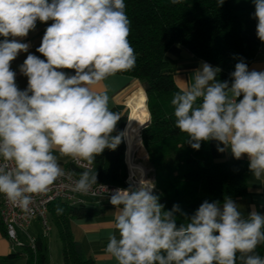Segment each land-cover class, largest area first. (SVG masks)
<instances>
[{"label": "clouds", "instance_id": "9594fccd", "mask_svg": "<svg viewBox=\"0 0 264 264\" xmlns=\"http://www.w3.org/2000/svg\"><path fill=\"white\" fill-rule=\"evenodd\" d=\"M223 3L218 0L219 7ZM253 3L256 35L264 42V0ZM37 20L54 23L36 49L46 60L28 54L20 66L28 78L22 91L10 63L29 45L7 38L26 37ZM129 24L124 0H0V36L5 37L0 42V157L5 161L0 193L12 205L27 211L33 194L48 191L65 176L54 152L86 169L72 191L97 194L92 190L97 175L90 166L106 148L115 150L123 133L112 135L121 115L109 109L107 92L93 86L135 66ZM220 71L202 62L191 86L174 95L175 127L187 134L194 150L202 141H217L218 152L230 150L237 160L247 155L250 172L260 179L264 71H249L241 60L230 74L231 84L216 79ZM153 188L141 180L135 189L118 188L110 196L119 238L110 235L105 251L118 264H237L238 259L240 264H264V257L255 254L264 243V215L253 210L244 218L227 197L222 206L206 200L187 217L175 204L164 210ZM176 213L188 222L177 226Z\"/></svg>", "mask_w": 264, "mask_h": 264}, {"label": "trees", "instance_id": "16d2710c", "mask_svg": "<svg viewBox=\"0 0 264 264\" xmlns=\"http://www.w3.org/2000/svg\"><path fill=\"white\" fill-rule=\"evenodd\" d=\"M124 3L130 21L128 41L136 61L130 70L115 74L140 81L146 94L150 122L141 130L140 139L157 189L152 193L159 197L164 210H171L175 204L187 217H191L206 200L221 204L227 197L235 199L245 195L246 161H215L208 141H202L200 149L194 150L186 142L187 134L175 127L171 100L180 89L174 82L176 67L168 62L166 52L171 45L180 44L196 58L219 67L221 71L216 79L231 84L230 74L236 63L243 60L248 66L260 48L257 20L253 17L255 5L234 6L230 0H224L220 7L218 0H180L177 4L171 0H124ZM4 39L0 36V42ZM201 102L202 99H198L197 105ZM125 110V107L112 109L121 115L113 136L123 133ZM125 151L122 135L115 150L106 148L96 156L91 171L97 175V184L127 188ZM65 169L78 178L86 170L75 164H68ZM85 199L74 204L56 200L48 207L49 222L56 228L61 242L62 264H95L94 259L85 254L82 244L74 239L71 221L101 214L110 199H104L102 207L100 203L88 204ZM58 208L63 211L58 213ZM175 215L177 226L188 222L180 213ZM22 248L26 251L27 264H48L47 245L39 235L33 249L29 245ZM263 251L264 243L257 246L255 254L262 257ZM239 255L237 253V257ZM237 264H240L239 259Z\"/></svg>", "mask_w": 264, "mask_h": 264}, {"label": "crops", "instance_id": "0c3cea01", "mask_svg": "<svg viewBox=\"0 0 264 264\" xmlns=\"http://www.w3.org/2000/svg\"><path fill=\"white\" fill-rule=\"evenodd\" d=\"M49 2H51V0H49ZM230 3L234 6L254 5L253 0H230ZM52 23H54V21L52 20H49L47 22L39 21L38 23H36L35 29L30 30L26 37L7 38L9 40L16 39L18 42L26 43L29 45L28 52L18 53L17 57L10 63L11 70L16 73V85L22 91L25 90L28 86V78L20 72V66L23 64L28 54H33L38 56L40 59L46 60V58L41 53L37 52L36 49L42 42V38L45 34L46 28ZM166 59L169 63L175 65L176 67L174 82L179 89H181L182 87H190L194 82L195 71L200 68L202 62H206L202 59L196 58L185 47L177 43L169 47L166 52ZM212 67L215 68L214 66ZM248 69L249 71H264V42L260 41L258 54L256 58L250 64H248ZM60 70L67 73L69 76L75 74L74 70L72 69ZM141 86L142 84L138 80H135L126 75L114 74L108 76L106 79L94 85L93 90L98 92H107L109 96L108 106L110 110L114 108L120 109L126 106H128L131 110L136 102H138L142 98L145 99V92ZM240 99H242V97H240ZM208 142L211 157L215 161L235 159L232 156L230 150L224 153L218 152L217 141ZM220 147H223V145L220 144ZM54 155H57L58 163L60 164L62 169H65L68 164H75V161L71 157H60L58 152H54ZM145 156L147 159V152ZM240 160H244L248 164L247 192L245 195L232 200L236 202V204L238 205V209L244 218H247L248 214L253 210L264 215V185H262L264 184V176H262L260 179H256L252 175L249 170V159L247 155L242 156ZM96 203L99 202L97 201ZM222 204L223 203H221L220 205L222 206ZM105 205H108L109 207V210L106 213L102 212L97 216L89 217L86 219L72 220L71 230L74 239L82 244L85 254L90 255L94 259L95 264H118L115 258L110 254H107L105 251L110 235H116L117 238H119V232L115 228L116 207L110 204V201ZM74 228L77 229L79 235L81 236L80 238L75 235ZM37 236L38 235H36L35 238ZM15 253L17 254V256H12ZM262 257H264V251ZM0 264H27L25 249H23L22 247L17 248L12 245L10 240L7 238L1 224Z\"/></svg>", "mask_w": 264, "mask_h": 264}, {"label": "built area", "instance_id": "2783aa9c", "mask_svg": "<svg viewBox=\"0 0 264 264\" xmlns=\"http://www.w3.org/2000/svg\"><path fill=\"white\" fill-rule=\"evenodd\" d=\"M4 163L5 161L0 157V164ZM75 165L80 167L76 162ZM63 170L65 176L56 180L49 187L48 191L32 195V201L29 204L27 211L23 210L20 206L12 205L6 196L0 193V222L3 224L7 238L14 247L21 248L25 245L20 239V233H22L27 236L29 246L32 249L34 248L35 237L31 236L28 232V228L33 221L40 223L43 233L47 234L50 232L48 207L53 201L61 200L74 204L80 202L84 198L110 199V196L115 189H128L130 186H135L127 180V188H120L106 184H95L92 189L97 193L95 196H93L91 192L89 194H82L72 191L75 181L79 178L72 172L66 169ZM69 176H71V179H69Z\"/></svg>", "mask_w": 264, "mask_h": 264}, {"label": "bare ground", "instance_id": "6f19581e", "mask_svg": "<svg viewBox=\"0 0 264 264\" xmlns=\"http://www.w3.org/2000/svg\"><path fill=\"white\" fill-rule=\"evenodd\" d=\"M128 107V106H127ZM129 109V119L123 130V139L126 145L125 157L128 163L129 176L127 181L135 186H139L141 180L148 181L146 172L141 163L133 161V155L144 153L139 135V125H141L148 117L145 105V99L142 98ZM144 155V154H142Z\"/></svg>", "mask_w": 264, "mask_h": 264}, {"label": "rangeland", "instance_id": "374dc122", "mask_svg": "<svg viewBox=\"0 0 264 264\" xmlns=\"http://www.w3.org/2000/svg\"><path fill=\"white\" fill-rule=\"evenodd\" d=\"M143 88V86H141ZM144 90V89H143ZM146 95V94H145ZM125 111L127 112V108L125 107ZM140 138H141V132H140ZM142 143V141H141ZM143 146V145H142ZM144 149V148H143ZM145 151V149H144ZM144 154V155H142ZM146 152L141 154H134L133 155V161L139 162L142 164V166L145 169L146 172V178L148 181L154 183V178L151 175V169L148 165V158L146 159ZM126 158V157H125ZM124 162L127 167V179L129 174V168L128 163L126 162V159H124ZM126 179V180H127ZM86 203L88 204H95L97 201L100 203L101 207L104 205V199L100 198H86ZM111 204V203H110ZM111 206V205H110ZM109 210L108 205H104L103 213H106ZM49 217V215H48ZM28 232L32 236L39 235L41 240L47 244L46 249V257L48 264H62V254H61V242L59 240L58 232L56 228L50 223V232L49 233H43L42 228L40 226V223L35 221L31 226L28 228ZM74 233L77 237H81L77 231V229L74 228ZM20 239L23 241L25 245H29V240L25 234L20 233Z\"/></svg>", "mask_w": 264, "mask_h": 264}, {"label": "water", "instance_id": "95a60500", "mask_svg": "<svg viewBox=\"0 0 264 264\" xmlns=\"http://www.w3.org/2000/svg\"><path fill=\"white\" fill-rule=\"evenodd\" d=\"M126 108H127V112H126V121H125V125L127 124V122H128V119H129V109H128V107L126 106ZM149 122H150V116H149V114H148V117H147V119L141 124V125H139V135H140V132H141V130L144 128V127H146L148 124H149ZM125 127V126H124ZM123 130H124V128H123ZM133 187V189H135V187L136 186H132ZM152 192H157V189H156V187L154 186V188L152 189Z\"/></svg>", "mask_w": 264, "mask_h": 264}]
</instances>
